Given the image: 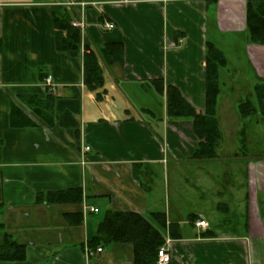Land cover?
I'll list each match as a JSON object with an SVG mask.
<instances>
[{"label":"crops","instance_id":"obj_1","mask_svg":"<svg viewBox=\"0 0 264 264\" xmlns=\"http://www.w3.org/2000/svg\"><path fill=\"white\" fill-rule=\"evenodd\" d=\"M248 1L0 0V240L6 234L25 248L23 260L0 264H134L131 243L88 246L106 211L144 218L167 264H264V160L242 156L239 141L244 130L247 149L264 152V117L238 115L246 98L256 106L254 92L237 104L220 98L233 84L241 91L226 69L227 42L240 43L251 90L264 83V45L248 40ZM56 16L83 23L74 28L76 55L57 49ZM112 43L122 46L121 61L102 64L97 96L84 84V49ZM208 44L227 61L217 80L221 141L216 158L193 160V119L168 115L166 90L204 114ZM192 180L209 211L184 209L182 187Z\"/></svg>","mask_w":264,"mask_h":264},{"label":"trees","instance_id":"obj_2","mask_svg":"<svg viewBox=\"0 0 264 264\" xmlns=\"http://www.w3.org/2000/svg\"><path fill=\"white\" fill-rule=\"evenodd\" d=\"M71 22V21H70ZM63 16H56V46L60 51L76 55L79 51V35ZM246 27L250 43L264 45V0H249L246 7ZM206 55V91L204 114H197L183 100L176 89L168 87L166 90L167 113L169 116H189L193 119V133L197 145L191 155L193 160H210L217 157L216 148L221 141V133L215 118L216 105L220 95L218 87V68L227 64L222 53L213 45L208 44ZM122 46L112 43L100 48L84 49V84L88 91L101 96L104 85L102 64L120 63ZM162 92V91H159ZM256 106L246 98L239 102L237 111L240 119L256 116L264 117V83L254 86ZM240 148L242 156H249L250 160H264V152L247 149L244 130L240 134ZM76 201L80 200V195ZM69 192L63 195L51 194L47 196V203L61 201ZM73 195V194H72ZM158 216V215H157ZM1 226V225H0ZM203 236H213L210 232ZM113 243H131L134 251V264H157L158 249L163 240L158 232L144 218L134 213L106 211L98 227L96 235L88 242L94 249L97 246L109 247ZM25 258V248L4 234L0 240V261H21Z\"/></svg>","mask_w":264,"mask_h":264},{"label":"rangeland","instance_id":"obj_3","mask_svg":"<svg viewBox=\"0 0 264 264\" xmlns=\"http://www.w3.org/2000/svg\"><path fill=\"white\" fill-rule=\"evenodd\" d=\"M240 44V43H238ZM238 44L237 43H225V48H226V54H227V61H228V67L226 69H229L230 73L228 74L230 77V81H232L234 83V81L232 80V77L234 78L235 81H237L241 89V91H238V89H236V85H234V89H224L222 90L223 94L220 95L221 99H225V100H229V102H232L233 104H237V101H239L240 99H244L246 97L247 94L251 93V96L253 95V90H251V82L249 80H247V82L243 81L244 78H249L250 74H247L249 72L248 68L246 67V63L244 61V59L242 58V51H239L238 48ZM248 70V72H247ZM243 81V82H242ZM229 82V81H228ZM246 84V85H245ZM245 88V89H244ZM242 99V100H243ZM234 101V102H233ZM252 101L255 103V99L252 97ZM227 109V107H225ZM224 108V109H225ZM228 110V109H227ZM253 133H249L248 137H249V141L251 142L252 145H256L257 140H255L256 138L254 136H252ZM261 144L260 146L264 145V140H261V142L259 143ZM225 142L223 143L222 146H225ZM220 157H223L221 153H219ZM229 157H232V154ZM227 161V159L225 160ZM187 174H192V170H187ZM191 176V175H190ZM207 181V180H206ZM204 181V186L207 187V193L208 197L211 199V195H210V191H209V183H206ZM212 184H214V181L211 182ZM191 184H195L194 181H189L187 183H185L182 187V189L184 188L185 190L181 191V196L184 198V209H196V208H206V211H209V203L211 201H209L208 203H199L197 202V193L193 187L191 186ZM202 196L205 195L204 193H200ZM207 205V207H205ZM229 229V228H227Z\"/></svg>","mask_w":264,"mask_h":264},{"label":"built area","instance_id":"obj_4","mask_svg":"<svg viewBox=\"0 0 264 264\" xmlns=\"http://www.w3.org/2000/svg\"><path fill=\"white\" fill-rule=\"evenodd\" d=\"M70 24H71L72 27H74L76 29H79V30H82V28H83V23L80 20H78V19H73ZM105 27L108 28V29H112L113 25L105 24ZM45 85L48 86V87H52L53 86V82H52V77L51 76L48 75L45 78ZM86 150H87V148H86ZM87 210L90 213H98V209H96L94 207H88ZM196 226L202 227V228H206L207 224H206V222L204 220H199V221L196 222ZM100 251H101L100 248L96 249V252H100ZM87 253L90 256L94 254V252L89 250V249L87 250ZM157 256H158L157 264H167L170 261V257L165 252L164 249H159L158 252H157Z\"/></svg>","mask_w":264,"mask_h":264}]
</instances>
